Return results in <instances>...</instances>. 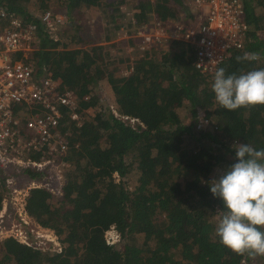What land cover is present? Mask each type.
<instances>
[{"label": "trees", "instance_id": "obj_1", "mask_svg": "<svg viewBox=\"0 0 264 264\" xmlns=\"http://www.w3.org/2000/svg\"><path fill=\"white\" fill-rule=\"evenodd\" d=\"M103 1L0 0V5L35 25L32 58L38 74L49 72L74 91L73 110L81 121L76 125L78 120H71L69 109H63L61 132H71L62 193L39 187L26 198L27 213L54 232L60 250L0 239V264H252L251 258L236 255L218 242L214 214L223 204L211 194L207 182L237 162L234 144L264 149V105L235 111L221 108L212 91L214 76L208 82L195 68L194 47L182 39H171L159 58L142 50L143 57L132 61L129 73L116 75L115 68L109 67L106 46H85L80 37L66 32L60 36L67 37L54 40L41 21L47 6H53L50 12L65 9L74 23L73 14L85 7L101 8ZM115 2L119 3L111 4ZM243 2L249 37L241 50L231 51L218 65L226 74L264 68V39L260 37L264 0ZM182 8L187 11L182 17L187 26L195 18L186 0H136L131 16L125 22L122 17L117 30L135 34V26L144 28L148 15L165 25ZM33 10L42 11L37 15ZM128 42L137 49L134 38ZM245 53H258L261 59L238 62L236 58ZM104 78L118 115L137 118L142 125L126 123L92 94ZM183 105L194 115L203 113L202 119L198 115V120L195 116L196 121L185 123L177 113ZM89 108L93 115L88 114ZM23 172L32 179L41 177L32 169ZM132 172L137 173L134 180L128 176ZM128 183L134 186L132 191ZM7 194L2 180L0 212ZM10 209L7 203L6 211ZM111 226L119 237L108 244L106 232Z\"/></svg>", "mask_w": 264, "mask_h": 264}, {"label": "built area", "instance_id": "obj_2", "mask_svg": "<svg viewBox=\"0 0 264 264\" xmlns=\"http://www.w3.org/2000/svg\"><path fill=\"white\" fill-rule=\"evenodd\" d=\"M186 1L195 20L185 26L181 39L194 47L195 68L204 75L212 74L230 56L231 51L241 50L249 37L244 2ZM62 20L49 10L41 17L48 30L56 28ZM138 34L145 42L152 39L146 33ZM36 43L35 25L0 5V182L4 180L8 189V194L3 198L0 221L4 218L7 203H10L12 207L15 206L20 221L27 223L31 220L25 207L30 190L46 187L54 193L35 178H30L31 181L24 186H17L12 176L25 174V169L42 175L51 166L65 167L68 140L60 129L63 109H69L71 120H78L77 112L73 110L77 103L74 91L62 86L61 81L52 78L49 72L38 74L37 68L29 60L26 52L34 51ZM38 154V159L33 157ZM10 171L14 172L4 175ZM7 231L0 226V238ZM45 231H49L47 239L41 237L57 245L60 250L54 232L50 229ZM22 234V230L16 228L14 239L36 248ZM118 237L111 226L106 232L107 243L116 242Z\"/></svg>", "mask_w": 264, "mask_h": 264}, {"label": "rangeland", "instance_id": "obj_3", "mask_svg": "<svg viewBox=\"0 0 264 264\" xmlns=\"http://www.w3.org/2000/svg\"><path fill=\"white\" fill-rule=\"evenodd\" d=\"M111 1L114 0H104L101 8H83L80 14H73L75 19L74 23L72 15L66 13L65 9L53 11L52 13L54 16H59L63 18V20L59 25H56V28H54L53 30H48V28L46 27L49 35L52 36L51 38L58 40L60 37H67L64 34L60 36L62 32H66L67 35H73L75 36V38L80 37L84 41L85 46L95 44L106 46L110 51L109 67L113 66L115 68L116 75L129 73V66H132V61L134 63L135 58L143 57L141 53L142 50L147 49L149 50V54H152L153 57L159 58L161 53H163V51L167 49V46L171 39L181 38L183 31L181 27L184 25L182 17L186 16L187 14V11L185 9L182 8L181 10L179 9L177 12H175V18H170L165 25L159 21H154L153 18H150L148 15L146 20L148 22L143 25L144 28L140 29L138 26H135V34L130 35L127 33H122L121 28L117 30V25L122 22V17H124L125 22L129 18V16H131L130 10H132V7L134 6L136 0H118L119 3L115 2L114 4H111ZM31 7L33 6L31 5ZM52 8L53 6H51V8L47 6L46 9L43 10L50 11ZM41 11L33 10V13H37V15H40ZM76 22H80L79 26L72 27L74 24L76 25ZM138 32H143L146 33V35H151V41L144 42L143 40H140L141 37ZM112 33L115 34L113 38H111L110 40H106L105 37ZM260 37L264 39V29L263 31H261ZM131 38H134V43L137 45V49H134V47L128 42ZM151 45L155 46L151 49ZM32 51L26 53L29 60H31L33 65L37 68L35 63L36 60L32 58ZM114 58L120 60L116 63H112L111 60H114ZM214 74L215 72L206 75V79L208 80V82L209 79H212ZM92 94L97 95L104 106H107L115 116H118L122 120L126 121V123L129 122L132 125L138 123L142 125V123L137 118L128 116L122 117L118 115L115 108V98L106 78L98 81V83L93 88ZM87 112L91 115L94 114V110L92 108H89ZM177 113L181 117V120H183L187 124L191 121H196L198 115V119H202L201 117L203 115V113L199 111H197V114L194 115L193 113H191L188 105H183L180 108H177ZM202 121L204 124L208 123V120L203 119ZM80 124L81 121L79 119L76 125ZM70 132L71 130H67V132H65V135L69 136ZM63 166L67 167V163ZM65 167H63V169L59 166H51L44 172L47 174L43 173L41 177L35 178L34 180H41V183L46 184L47 187H50L54 194L60 195L62 193L61 186L65 182ZM134 167L135 164L132 165V171ZM12 172L14 171L7 172L4 175H9ZM136 175L137 173L132 172L128 176H131L130 180H134L133 177L136 178ZM114 177L117 181L119 180L118 174L115 173ZM12 179L14 181V184L16 183L15 185L17 186H24L31 181L29 176L23 173L14 174L12 176ZM126 187L131 191L134 188V186L130 183H128ZM214 219L218 223L220 219L219 212H215ZM0 224L2 228L8 229L7 232H3V235L0 239H14V231L17 228L22 230V235H25L28 239V242L31 245L36 246V248H40L43 250H55L58 247L54 243L49 242L43 238L45 237L47 239L49 231L46 232V228H43V230L41 227H39L38 224L34 221L33 217H31V220L27 223L20 221V217L17 215V212H15V206L12 207L10 211H6V215L4 216V218H2ZM144 240L145 237L143 238V241ZM252 264H264V257H256L255 259H252Z\"/></svg>", "mask_w": 264, "mask_h": 264}, {"label": "clouds", "instance_id": "obj_4", "mask_svg": "<svg viewBox=\"0 0 264 264\" xmlns=\"http://www.w3.org/2000/svg\"><path fill=\"white\" fill-rule=\"evenodd\" d=\"M236 59L257 61L261 57L245 53ZM212 91L216 103L228 111L264 105V68L226 74L220 67L214 74ZM233 148L237 162L224 169L218 179L207 182L211 194L223 204L215 235L236 255L264 257V149L256 150L249 144H234Z\"/></svg>", "mask_w": 264, "mask_h": 264}, {"label": "crops", "instance_id": "obj_5", "mask_svg": "<svg viewBox=\"0 0 264 264\" xmlns=\"http://www.w3.org/2000/svg\"><path fill=\"white\" fill-rule=\"evenodd\" d=\"M181 28H182V30H183V29L185 28V26H182ZM179 39H181V38H179ZM142 40H143V38H142ZM143 41H144V40H143ZM144 42H145V41H144ZM129 68H130V66H129ZM129 71H130V69H129ZM129 71H128V72H129Z\"/></svg>", "mask_w": 264, "mask_h": 264}]
</instances>
